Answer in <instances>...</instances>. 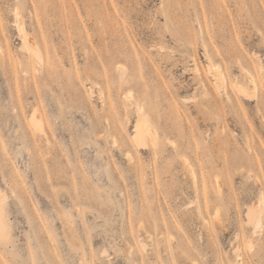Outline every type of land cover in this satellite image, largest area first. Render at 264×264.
Segmentation results:
<instances>
[{
	"label": "rangeland",
	"instance_id": "374dc122",
	"mask_svg": "<svg viewBox=\"0 0 264 264\" xmlns=\"http://www.w3.org/2000/svg\"><path fill=\"white\" fill-rule=\"evenodd\" d=\"M1 197L0 264H264V0H0Z\"/></svg>",
	"mask_w": 264,
	"mask_h": 264
},
{
	"label": "bare ground",
	"instance_id": "6f19581e",
	"mask_svg": "<svg viewBox=\"0 0 264 264\" xmlns=\"http://www.w3.org/2000/svg\"><path fill=\"white\" fill-rule=\"evenodd\" d=\"M25 33H26V32H25ZM26 37H27V36H26ZM141 120H142V119H141ZM142 122H143V120H142ZM140 123H141V122H140ZM140 123H139V124H140ZM142 124H143V123H142ZM145 124H146V123H145ZM147 124H148V123H147ZM141 126H142V125H141ZM144 127H145V125H143V127H141V128H144ZM148 127H149V126H147V128L145 127V128H146V130H145L146 132H147V130H148ZM138 130H139V129H138ZM138 130H137V131H138ZM143 130H144V129H143ZM141 132H142V131H139L140 134L146 133V132H143V133H141ZM147 133H148V132H147ZM0 199L2 200V197H1ZM3 200H5V199H3ZM1 205H2V204H1ZM1 205H0V206H1ZM254 214H255V213H254ZM254 214H253V215H254ZM258 217H260V215H259ZM1 219H2V218H1ZM253 219H254V218H253ZM251 220H252V219H251ZM0 221H1V220H0ZM4 221H5V220H4ZM253 221H254V220H253ZM256 222H257L258 224H262V219H261V218H260V219H257ZM0 223H1V222H0ZM257 223H256V225H257ZM1 226H3V225H1Z\"/></svg>",
	"mask_w": 264,
	"mask_h": 264
}]
</instances>
